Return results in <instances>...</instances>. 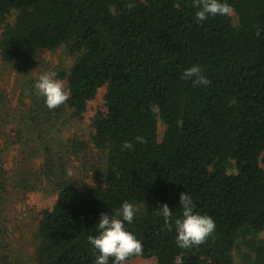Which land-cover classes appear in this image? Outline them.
I'll return each mask as SVG.
<instances>
[{"label":"trees","instance_id":"1","mask_svg":"<svg viewBox=\"0 0 264 264\" xmlns=\"http://www.w3.org/2000/svg\"><path fill=\"white\" fill-rule=\"evenodd\" d=\"M228 3L231 16L198 23L193 0H0V142L19 116L23 154L45 150L46 168L58 177V199L39 224L37 264H93L98 253L88 236L100 213H115L123 201L140 209L125 227L143 255L128 260L235 264L239 250L240 264H264V0ZM60 48L74 56L56 73L70 96L49 110L33 91L32 70L39 54ZM194 64L208 85L181 79ZM13 71L25 114L3 83ZM104 86L106 111L95 118L93 136L105 153L104 182L74 185L53 173L51 147L36 146V135L81 119ZM8 147L0 143V192L7 191ZM183 191L216 224L191 248L177 246L158 214L167 203L175 218Z\"/></svg>","mask_w":264,"mask_h":264},{"label":"rangeland","instance_id":"2","mask_svg":"<svg viewBox=\"0 0 264 264\" xmlns=\"http://www.w3.org/2000/svg\"><path fill=\"white\" fill-rule=\"evenodd\" d=\"M73 61L74 56L65 48L46 51L35 58L32 74L37 77L44 72L56 74L60 70L69 68ZM61 81L66 87L65 81ZM3 83L12 97L14 108L26 112V106L20 105L18 99L16 73L14 71L10 74L6 73L3 76ZM105 92V86L98 90L81 119L62 124L59 122L57 129L39 132L36 135V146L51 147L53 173L58 176L61 173L67 175V170L71 169L72 176L67 175V178L74 185H99L104 182L105 153L95 146L93 136L95 118L106 111ZM18 118L19 116L9 119L5 127L8 135L6 134L0 142L4 145L7 142L10 145L6 149L4 158V168L9 178L7 191L0 192V264H37L38 252L42 244L39 224L43 212L51 209L58 199L57 188L53 184V180L55 182L58 177L56 179L51 176V172L46 168L48 160L45 158L47 155L45 150L37 151L36 155L23 154V146L18 141L24 131L23 125L17 123ZM164 130L165 126L159 122L160 137ZM8 136L12 139L9 140ZM75 138L78 142L84 143L85 147H74L72 139ZM260 237L264 239V231L260 233ZM241 250L244 252L246 248L242 246ZM234 261L235 264L241 263L239 250L234 251ZM127 264H158V262L155 257H135L128 260Z\"/></svg>","mask_w":264,"mask_h":264},{"label":"clouds","instance_id":"3","mask_svg":"<svg viewBox=\"0 0 264 264\" xmlns=\"http://www.w3.org/2000/svg\"><path fill=\"white\" fill-rule=\"evenodd\" d=\"M129 8L133 4L128 5ZM195 20L200 23L210 16H231L234 9L228 0H193ZM181 79L191 81L193 85H208L209 80L199 65H192L181 74ZM33 91L42 97L45 106L55 109L64 104L70 96L63 81L56 78L55 73H41L33 83ZM156 109L153 108V111ZM142 142V137H136ZM132 144L125 141L123 148L130 149ZM67 175L72 176L71 169ZM179 214L173 218V211L167 203L158 207V214L164 223L175 231V242L178 247L191 248L202 244L215 231V221L207 214L196 211V205L191 195L186 191L179 194ZM140 211L139 207L129 201H123L115 212H101L95 224V234L88 236V243L98 253L93 264H127L132 256L143 255L142 242L129 231L125 224H131Z\"/></svg>","mask_w":264,"mask_h":264}]
</instances>
